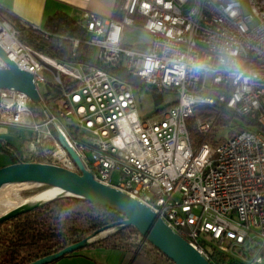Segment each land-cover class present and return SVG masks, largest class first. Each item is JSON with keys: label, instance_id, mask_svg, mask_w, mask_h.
<instances>
[{"label": "built area", "instance_id": "built-area-1", "mask_svg": "<svg viewBox=\"0 0 264 264\" xmlns=\"http://www.w3.org/2000/svg\"><path fill=\"white\" fill-rule=\"evenodd\" d=\"M115 11L82 15L96 65L50 59L0 20L6 58L32 75L37 93L43 69L61 91L51 107L38 93L35 114L24 93L0 89V125L30 132L27 162L78 173L61 137L96 182L149 208L210 264H264V0H117ZM126 28L149 35V44L124 45ZM120 68L176 93L174 105L140 117L131 84L108 72ZM216 89L219 102L256 127L208 141L213 122L196 118L195 106L211 105L203 93Z\"/></svg>", "mask_w": 264, "mask_h": 264}, {"label": "trees", "instance_id": "trees-1", "mask_svg": "<svg viewBox=\"0 0 264 264\" xmlns=\"http://www.w3.org/2000/svg\"><path fill=\"white\" fill-rule=\"evenodd\" d=\"M0 20L8 22L18 31L22 44L50 59L96 65L92 58L93 50L85 43L88 34L82 23L64 14H56L48 18L42 29H35L2 10H0ZM44 33L48 36L45 37ZM73 39L79 41L76 48L72 46ZM108 72L127 81L133 88L141 85L138 78L128 76L121 68L110 69ZM65 87L70 89L72 84H65ZM222 93L221 89L204 92L203 95L210 97L213 102L211 105L195 106L196 117L205 120L217 116L218 126L235 120L238 122L235 127L239 132L255 128V120L239 117L219 102ZM174 103L167 104L165 109ZM31 109L35 114H39L38 105L31 104ZM191 122L192 120L189 121ZM190 136L193 141L199 137L193 132ZM123 220L125 217L121 214L83 199L66 197L47 202L0 223V264H30L86 238L96 237ZM138 238L137 231L128 226L87 247L124 250L129 259L134 260L133 262L139 259L155 264L159 259L165 264H173L151 244L148 243L147 246L146 242L139 241ZM68 255L70 254L65 256Z\"/></svg>", "mask_w": 264, "mask_h": 264}, {"label": "water", "instance_id": "water-1", "mask_svg": "<svg viewBox=\"0 0 264 264\" xmlns=\"http://www.w3.org/2000/svg\"><path fill=\"white\" fill-rule=\"evenodd\" d=\"M0 57L7 64V69L0 70V89H13L22 92L30 99L32 104H39L40 97L32 82V75L20 70L15 63L6 58V55L1 50ZM58 139L77 166L78 173L53 165L30 162H17L0 168V187L7 184L32 183L45 188H57L63 193L40 204L14 209L0 216V223L15 218L47 202L66 197L87 200L109 208L124 216L125 220L117 223L116 226L108 228L106 231H102L96 237L86 238L30 264H49L67 254L86 248L91 243L128 226L133 227L144 242L151 244L173 264H210L190 244L175 234L149 208L121 191L96 182L92 175L84 169L75 152L66 145L61 137ZM103 233L105 235L101 236Z\"/></svg>", "mask_w": 264, "mask_h": 264}, {"label": "crops", "instance_id": "crops-1", "mask_svg": "<svg viewBox=\"0 0 264 264\" xmlns=\"http://www.w3.org/2000/svg\"><path fill=\"white\" fill-rule=\"evenodd\" d=\"M117 0H0V10L42 29L48 18L64 14L82 23L85 12L102 18H116ZM93 50V49H92ZM95 61L96 56L92 55ZM23 129L0 125V168L14 163L27 162L25 159L30 132ZM24 152L22 154V150ZM130 260L124 250L86 247L76 253L62 257L49 264H149L144 260ZM155 264H165L157 260Z\"/></svg>", "mask_w": 264, "mask_h": 264}, {"label": "rangeland", "instance_id": "rangeland-1", "mask_svg": "<svg viewBox=\"0 0 264 264\" xmlns=\"http://www.w3.org/2000/svg\"><path fill=\"white\" fill-rule=\"evenodd\" d=\"M149 42H150V36L137 29L126 28L122 35V43L126 46L144 48L149 44ZM96 54H97V50L93 49V56L95 57ZM42 76L44 78V84L40 85L37 90L41 98L51 107L55 105V103H58L61 97V91L60 89H58L57 85L55 84V80L53 78V74L51 71L47 69H43ZM133 90L138 105V112L140 117L142 118L151 117L152 115L164 110L167 104H171L175 102L177 99V94L174 92H158L142 82L139 87L133 88ZM54 114L60 126H62L65 129H68L69 123L67 122V120L60 117L57 110L55 111ZM207 119L213 122L212 130L209 134V138H207L208 141H210L211 139L224 141L232 134L239 132L236 130L235 127V125H237L236 123H238L235 120H233L232 122L226 125L218 126L217 116L209 117ZM26 131L28 130L23 129L22 130L23 134H25ZM195 142L199 143L200 137H198V139H196ZM23 153H25L24 149L22 150V154ZM117 179H118V175L114 174L112 180L116 181ZM43 189H45V187H40L34 184H19V185L7 186L5 188V191L13 193V197L16 200L23 201L29 199L32 195L38 193L39 191H42ZM138 240L143 241L140 235ZM146 244L148 246V242H146ZM206 248L209 251L211 250V247L209 246H207Z\"/></svg>", "mask_w": 264, "mask_h": 264}, {"label": "bare ground", "instance_id": "bare-ground-1", "mask_svg": "<svg viewBox=\"0 0 264 264\" xmlns=\"http://www.w3.org/2000/svg\"><path fill=\"white\" fill-rule=\"evenodd\" d=\"M50 66H55L54 61H48ZM19 184H32V183H17V184H7L0 187V216L21 207H30L36 204H40L51 200L55 197L62 195L63 193L57 188H45L42 191L32 195L29 199L18 201L13 197V193L6 192L5 188L7 186L19 185ZM36 185V184H34ZM39 186V185H38ZM41 187V186H40ZM103 233L101 236H104Z\"/></svg>", "mask_w": 264, "mask_h": 264}]
</instances>
